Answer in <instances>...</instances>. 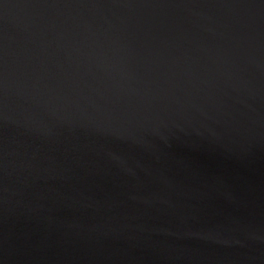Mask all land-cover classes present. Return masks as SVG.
<instances>
[{"label": "water", "instance_id": "water-1", "mask_svg": "<svg viewBox=\"0 0 264 264\" xmlns=\"http://www.w3.org/2000/svg\"><path fill=\"white\" fill-rule=\"evenodd\" d=\"M0 264H264V0H0Z\"/></svg>", "mask_w": 264, "mask_h": 264}]
</instances>
